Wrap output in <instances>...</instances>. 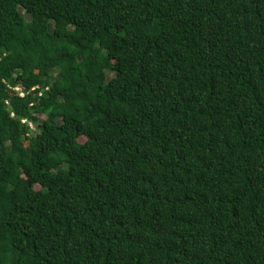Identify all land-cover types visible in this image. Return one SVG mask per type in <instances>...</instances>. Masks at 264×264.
I'll list each match as a JSON object with an SVG mask.
<instances>
[{
  "label": "trees",
  "instance_id": "obj_1",
  "mask_svg": "<svg viewBox=\"0 0 264 264\" xmlns=\"http://www.w3.org/2000/svg\"><path fill=\"white\" fill-rule=\"evenodd\" d=\"M0 264H264V0H0Z\"/></svg>",
  "mask_w": 264,
  "mask_h": 264
},
{
  "label": "rangeland",
  "instance_id": "obj_2",
  "mask_svg": "<svg viewBox=\"0 0 264 264\" xmlns=\"http://www.w3.org/2000/svg\"><path fill=\"white\" fill-rule=\"evenodd\" d=\"M113 62H114V63H117V60L115 59V60H113ZM112 75H114V73H113V72H109V77H112ZM48 117H49V116L46 115V114H40V115H39V118H40L41 121L48 120ZM32 128H33L34 130H36V124H33V125H32ZM80 140H81V141H84V140H85V137H81ZM37 188H39V186H37Z\"/></svg>",
  "mask_w": 264,
  "mask_h": 264
},
{
  "label": "built area",
  "instance_id": "obj_3",
  "mask_svg": "<svg viewBox=\"0 0 264 264\" xmlns=\"http://www.w3.org/2000/svg\"><path fill=\"white\" fill-rule=\"evenodd\" d=\"M36 87H33V90L35 89ZM17 90H20V95H22V96H24L25 95V93L22 91V89L21 88H19V87H17L16 88ZM22 121L24 122V123H29V125H30V127L32 128V125L34 124L33 122H31V121H29V120H27V119H22Z\"/></svg>",
  "mask_w": 264,
  "mask_h": 264
}]
</instances>
